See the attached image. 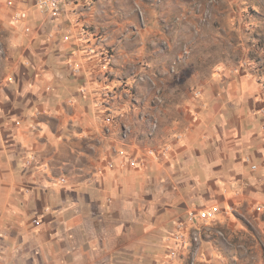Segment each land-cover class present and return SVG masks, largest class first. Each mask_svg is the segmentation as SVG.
Listing matches in <instances>:
<instances>
[{"label":"crops","instance_id":"0c3cea01","mask_svg":"<svg viewBox=\"0 0 264 264\" xmlns=\"http://www.w3.org/2000/svg\"><path fill=\"white\" fill-rule=\"evenodd\" d=\"M91 2L45 18L32 0H0V264H225L221 241L202 236L247 219L264 246L260 83L217 72L189 100L171 150H132L123 93L110 103L117 124L104 121V94L120 86L72 72L81 26L99 11Z\"/></svg>","mask_w":264,"mask_h":264},{"label":"rangeland","instance_id":"374dc122","mask_svg":"<svg viewBox=\"0 0 264 264\" xmlns=\"http://www.w3.org/2000/svg\"><path fill=\"white\" fill-rule=\"evenodd\" d=\"M94 3L95 23L80 30L84 54L71 64L79 74L96 72L105 84L120 86L104 94V121L117 124L110 103L123 93L121 141L132 150L149 156L171 150L187 124L189 100L217 72L253 75L264 97V0ZM79 4L84 11L92 8L91 0H69L57 18L70 5L75 13ZM242 221L233 232L209 227L202 239L221 241L225 264H264V246H254L261 235L253 219Z\"/></svg>","mask_w":264,"mask_h":264},{"label":"built area","instance_id":"2783aa9c","mask_svg":"<svg viewBox=\"0 0 264 264\" xmlns=\"http://www.w3.org/2000/svg\"><path fill=\"white\" fill-rule=\"evenodd\" d=\"M69 0H32V8L36 10L40 15H42L45 18H57L61 15L63 10L65 9V6L68 4ZM24 0H21V3H23ZM7 5L12 6L15 5L14 0H7ZM16 20H25L27 18V12L26 11H19L16 12L13 16ZM79 70L72 68L73 74H79ZM123 154V153H122ZM64 180H62L63 182ZM190 220H192V216L190 217ZM184 223H178V231L181 232V230L184 228ZM181 229V230H180ZM175 241L178 242H184V236L181 233L175 234L173 237ZM198 239V233H194L192 235V240L197 241Z\"/></svg>","mask_w":264,"mask_h":264}]
</instances>
